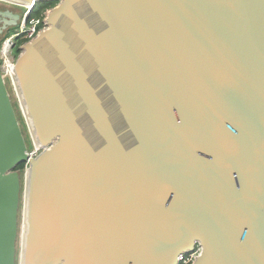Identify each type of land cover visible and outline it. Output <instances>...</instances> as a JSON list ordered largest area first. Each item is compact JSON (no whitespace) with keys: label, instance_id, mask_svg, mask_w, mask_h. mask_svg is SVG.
<instances>
[{"label":"water","instance_id":"water-1","mask_svg":"<svg viewBox=\"0 0 264 264\" xmlns=\"http://www.w3.org/2000/svg\"><path fill=\"white\" fill-rule=\"evenodd\" d=\"M56 2L0 73V264H264V0ZM29 164L22 185L17 169Z\"/></svg>","mask_w":264,"mask_h":264},{"label":"flooded vegetation","instance_id":"flooded-vegetation-1","mask_svg":"<svg viewBox=\"0 0 264 264\" xmlns=\"http://www.w3.org/2000/svg\"><path fill=\"white\" fill-rule=\"evenodd\" d=\"M37 11V4L30 8L0 1V39L11 29L18 27V31L13 34L15 36L10 41L12 59L18 57L17 51L21 53L22 46L25 44L24 42L20 45L21 41H26L21 29H26L32 20L40 18L35 16L38 13ZM200 251L201 249L197 246L192 253Z\"/></svg>","mask_w":264,"mask_h":264},{"label":"built area","instance_id":"built-area-1","mask_svg":"<svg viewBox=\"0 0 264 264\" xmlns=\"http://www.w3.org/2000/svg\"><path fill=\"white\" fill-rule=\"evenodd\" d=\"M45 14L46 15H43L41 19L38 18L32 20L26 29H21V32H23V34L25 35L26 42L34 39L37 35H39L43 30L47 28L46 18L48 12ZM14 36L15 35L6 37L5 42H3L0 47V73L2 74L3 78L7 80L6 83L10 82L9 78H11L13 82L12 71L17 59H12V50L10 44V41ZM28 154L31 158L36 157L39 154V150L34 146L31 149H28ZM28 168L29 164H25L24 170L26 172L28 171ZM199 254L200 252H194L191 254L183 255L179 258V264H192Z\"/></svg>","mask_w":264,"mask_h":264},{"label":"rangeland","instance_id":"rangeland-1","mask_svg":"<svg viewBox=\"0 0 264 264\" xmlns=\"http://www.w3.org/2000/svg\"><path fill=\"white\" fill-rule=\"evenodd\" d=\"M57 5V3H56ZM54 5V6H56ZM53 6V7H54ZM52 7V8H53ZM50 9L46 10V12L44 13H47L49 12ZM42 14L41 17L39 19L42 18V16L46 15V14ZM41 22V21H40ZM18 31V27L17 28H13L11 29L8 33H6L1 39H0V45L5 42L6 40V37H10L11 35L15 34L16 32ZM22 41L20 43V45H22ZM19 56V55H18ZM7 80L5 79V82ZM10 81V80H9ZM10 83V84H9ZM9 83H6L7 85V88H8V91H9V94H10V98H11V101H12V104H13V107H14V110L16 112V115H17V118H18V121L20 123V127H21V130H22V133L24 135V138H25V141H26V144L28 146V149H31L32 148V139L30 137V132H29V129H28V126L26 124V120L22 114V111L20 109V106H19V101H18V98H17V95L15 93V90L13 88V85L11 82ZM26 171L23 169L22 171V184H23V178H24V175H25ZM22 201H21V207H20V213H19V230H18V239H17V264H18V258H19V253L21 251V245H20V228H21V225L23 224V219H22Z\"/></svg>","mask_w":264,"mask_h":264},{"label":"trees","instance_id":"trees-1","mask_svg":"<svg viewBox=\"0 0 264 264\" xmlns=\"http://www.w3.org/2000/svg\"><path fill=\"white\" fill-rule=\"evenodd\" d=\"M54 5H56V2H40L37 3L38 13L35 15L36 17H41V15L46 12V10L51 9ZM26 41H23V43ZM1 47V45H0ZM20 54V51H17V55ZM24 164L20 165L17 169L22 173L24 169Z\"/></svg>","mask_w":264,"mask_h":264},{"label":"bare ground","instance_id":"bare-ground-1","mask_svg":"<svg viewBox=\"0 0 264 264\" xmlns=\"http://www.w3.org/2000/svg\"><path fill=\"white\" fill-rule=\"evenodd\" d=\"M9 80H10V82L12 83V85H13V87H14V84H13V82H12V80H11V78H9ZM4 81H5V79H4ZM24 178H25V175H24ZM24 178H23V183H24ZM23 185V184H22ZM22 219H23V210H22ZM18 228H19V226H18ZM19 230V229H18ZM23 224L21 225V228H20V245H22V234H23ZM21 254H22V252L20 251V253H19V256H21ZM18 264H19V258H18Z\"/></svg>","mask_w":264,"mask_h":264}]
</instances>
